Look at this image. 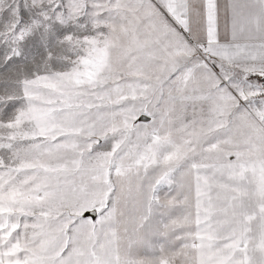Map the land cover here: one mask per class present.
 Instances as JSON below:
<instances>
[{
    "label": "snow or ice",
    "instance_id": "snow-or-ice-1",
    "mask_svg": "<svg viewBox=\"0 0 264 264\" xmlns=\"http://www.w3.org/2000/svg\"><path fill=\"white\" fill-rule=\"evenodd\" d=\"M0 264H264V0H0Z\"/></svg>",
    "mask_w": 264,
    "mask_h": 264
}]
</instances>
